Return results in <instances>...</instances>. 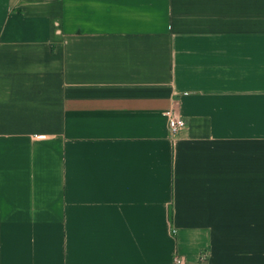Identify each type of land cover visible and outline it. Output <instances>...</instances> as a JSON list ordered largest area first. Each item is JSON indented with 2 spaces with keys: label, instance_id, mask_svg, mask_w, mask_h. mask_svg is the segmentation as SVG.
<instances>
[{
  "label": "crops",
  "instance_id": "0c3cea01",
  "mask_svg": "<svg viewBox=\"0 0 264 264\" xmlns=\"http://www.w3.org/2000/svg\"><path fill=\"white\" fill-rule=\"evenodd\" d=\"M0 264H264V0H0Z\"/></svg>",
  "mask_w": 264,
  "mask_h": 264
},
{
  "label": "built area",
  "instance_id": "2783aa9c",
  "mask_svg": "<svg viewBox=\"0 0 264 264\" xmlns=\"http://www.w3.org/2000/svg\"><path fill=\"white\" fill-rule=\"evenodd\" d=\"M186 128V122L178 117H171L169 120V130L170 133L175 136L179 134L182 130ZM47 138L45 137H37L36 140L41 141V140H46ZM206 258V256H204ZM178 263H182L180 260H177Z\"/></svg>",
  "mask_w": 264,
  "mask_h": 264
}]
</instances>
